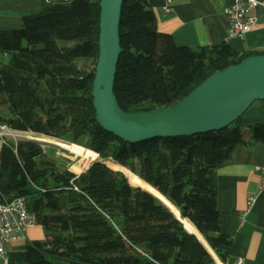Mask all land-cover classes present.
I'll return each mask as SVG.
<instances>
[{"label":"trees","instance_id":"obj_1","mask_svg":"<svg viewBox=\"0 0 264 264\" xmlns=\"http://www.w3.org/2000/svg\"><path fill=\"white\" fill-rule=\"evenodd\" d=\"M99 12V0H42L38 11L22 16L20 27L0 29V53L9 58L0 62V106L8 109L0 110V123L80 143L99 157L77 174L60 169L34 138L3 142L1 200L23 196L45 232L44 239L10 251L7 264H216L164 202L132 185L107 158L165 196L225 260L233 240L221 228L210 174L237 143L264 142V123L250 125L248 140L242 115L208 132L137 142L104 129L91 95ZM119 35L113 88L129 111L172 105L213 71L264 53L235 50L226 41L177 44L157 29L147 0H123Z\"/></svg>","mask_w":264,"mask_h":264},{"label":"crops","instance_id":"obj_2","mask_svg":"<svg viewBox=\"0 0 264 264\" xmlns=\"http://www.w3.org/2000/svg\"><path fill=\"white\" fill-rule=\"evenodd\" d=\"M147 1L155 13L157 29L170 33L177 44L194 47L226 41L235 50H264V0H258L259 4L250 10L256 17L250 30L233 37H227L225 12L233 0H172L165 14L161 11L164 0ZM41 6L42 0H0V29L20 27L22 16L38 11ZM242 119V135L248 140L251 132ZM6 139L0 133V149ZM258 166H264V142H240L210 174L217 191L221 228L233 240L230 254L223 261L215 257L216 264H264V187L260 186ZM250 196H254L251 203ZM44 237L41 225L27 227L10 241L8 253L22 249L29 240ZM0 264H3L1 257Z\"/></svg>","mask_w":264,"mask_h":264},{"label":"water","instance_id":"obj_3","mask_svg":"<svg viewBox=\"0 0 264 264\" xmlns=\"http://www.w3.org/2000/svg\"><path fill=\"white\" fill-rule=\"evenodd\" d=\"M99 4L98 54L91 95L96 120L107 131L130 142L155 136L203 133L229 125L255 100H264V53H257L213 71L172 105L134 111L122 109L113 86L122 51L119 23L123 0H99ZM28 137L62 146L48 139ZM181 222L214 257L206 240L203 238L205 243Z\"/></svg>","mask_w":264,"mask_h":264},{"label":"built area","instance_id":"obj_4","mask_svg":"<svg viewBox=\"0 0 264 264\" xmlns=\"http://www.w3.org/2000/svg\"><path fill=\"white\" fill-rule=\"evenodd\" d=\"M172 0H164L161 5L163 14L169 11ZM259 4L258 0H233V2L225 8L227 14L228 26L227 37L242 36L256 22V17L250 10ZM16 130L5 124V130L0 133H12ZM15 132V133H14ZM17 134V133H16ZM260 173V186L264 187V166L257 167ZM254 200V196L249 197V203ZM38 225L35 215L29 211L25 198L16 196L10 200L0 199V257L3 264L8 261V245L18 234L23 233L27 227ZM237 261L240 263L242 258Z\"/></svg>","mask_w":264,"mask_h":264},{"label":"rangeland","instance_id":"obj_5","mask_svg":"<svg viewBox=\"0 0 264 264\" xmlns=\"http://www.w3.org/2000/svg\"><path fill=\"white\" fill-rule=\"evenodd\" d=\"M8 60H9L8 56H5L3 53H0V62L6 63V62H8ZM82 62H83V60H79L78 61L79 64H81ZM87 63L90 66L92 64V61L88 60ZM262 103H264V100H255L251 104V106L242 114V117L246 120V123H248V125H246V127L248 129H250V132L252 131L251 128H250V125L253 126L254 124H256L258 122H263L264 123V105ZM1 108H3V110ZM0 110L5 111L6 113L8 112L7 106H5V105L0 106ZM243 133H246V130H244ZM14 135L15 136H13L12 133H9L7 135V137H5V138H7L6 139L7 141H13L14 139H17V138H20V137L29 138L28 136H35V137L38 136V135H36V134H34L33 132H30V131H22L19 134H14ZM26 135H28V136H26ZM56 139L61 140V141H65V140H62V139H59V138H56ZM40 142L42 143V146L47 151L48 155L54 157V159L56 160L57 166L60 169H62L63 167H68L71 171H74L71 168V166L74 163H78L79 162V164H81L84 161L81 156H79L77 154H73L67 148H64L62 146L56 145L55 143H52V142H46V141H40ZM65 142H67V141H65ZM78 144H80V143H78ZM98 158L99 157L97 155L94 159L90 160L89 163H91L93 160L98 159ZM105 161L110 166H112L114 169H117V170H120L121 172H123L121 169L118 168V165H121L118 162H114L110 158L105 159ZM75 173H79V172H75ZM127 180H128V177H127ZM169 207H170V209H172L171 206H169ZM62 264H68V263L63 260Z\"/></svg>","mask_w":264,"mask_h":264},{"label":"bare ground","instance_id":"obj_6","mask_svg":"<svg viewBox=\"0 0 264 264\" xmlns=\"http://www.w3.org/2000/svg\"><path fill=\"white\" fill-rule=\"evenodd\" d=\"M0 130H5V124H0ZM2 135L4 137H7V133H2ZM37 137L38 138H42V139H48V140L54 141L56 143H59L60 145H62L63 147H65L69 151H71L73 154H77V155L81 156L84 161L81 164H79V162H78V163H74L71 166V168L75 172H79V173L82 172L83 169H85V167H87V165L89 164L90 160L94 159L98 155L96 151H94V150H92L90 148L84 147L83 145L75 143V142H65V141H61V140H58V139H56L54 137H50V136H47V135H38ZM118 168L121 169L126 174V176L128 177L129 182L132 185H140V186L148 189L149 191H151L155 195H158L159 197H161L162 200H164L166 203H168L172 207L174 212H176V214L178 216H180V218L183 221L185 227L187 229H189L190 231H194L205 242V240L203 239L202 234L198 231V229L191 222V220L188 219L187 217H182L180 215V213H178L179 211L177 210V207L175 205H173V203H171L165 196H163L153 186H151L149 183H147L145 180H143L137 174H135L132 171H130L127 167L122 166V165H118ZM212 253H213L214 257H217V255L215 254L214 251H212Z\"/></svg>","mask_w":264,"mask_h":264}]
</instances>
